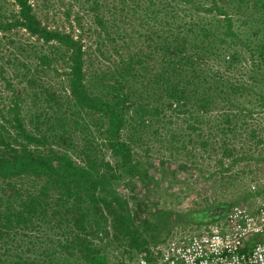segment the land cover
<instances>
[{"label":"rangeland","instance_id":"1","mask_svg":"<svg viewBox=\"0 0 264 264\" xmlns=\"http://www.w3.org/2000/svg\"><path fill=\"white\" fill-rule=\"evenodd\" d=\"M30 2L50 28L82 39L86 77L126 99L129 116L121 137L131 146L130 163L100 146L97 138L94 142L80 138L78 143L86 151L87 164L88 157L97 160L104 173L103 193L114 192L126 200L139 237L116 238L107 222L108 233L98 232L103 239L97 240L104 246L107 264H182L209 251L211 241L223 250L250 248L264 229V62L260 60L264 0H218L234 32L250 42L245 48L219 43L213 33L222 36L227 31L226 20L215 21L221 16L214 12L193 16L209 27L205 46L219 56L205 51L196 56L195 35L187 30L191 19L183 16L184 10L191 15L193 6L175 3L176 15L167 20L174 23V37L179 32L186 41L168 63L163 61L162 45L175 46V38L161 28L165 16L146 11L145 1L133 12L134 2L125 0L126 20L111 8L112 0ZM116 3L120 6L119 0ZM151 5L153 10L162 9L160 4ZM0 15L10 19L17 15L14 0H0ZM193 31L199 30L193 27ZM26 42L31 46L27 60L31 73L47 66L46 83L59 94L67 92L69 62L62 46L39 40L20 27L0 32V46L9 45L14 52L16 45ZM0 54L3 111L18 99L26 125L30 119L52 117L53 109L44 98L34 97L37 87L16 75L23 72L20 63L8 51ZM42 54L49 63L39 59ZM233 55L237 61L227 68ZM167 84L174 85L172 97L166 94ZM231 84L241 93L232 91ZM17 232L22 230L11 229L4 241H13ZM0 258L10 264H88L77 255L52 260L42 253L32 257L0 252Z\"/></svg>","mask_w":264,"mask_h":264},{"label":"trees","instance_id":"2","mask_svg":"<svg viewBox=\"0 0 264 264\" xmlns=\"http://www.w3.org/2000/svg\"><path fill=\"white\" fill-rule=\"evenodd\" d=\"M132 1L133 12L145 1L146 11L153 14L159 12L165 16L160 21L161 28L173 33L176 44L162 45L166 54L163 61L166 63L175 52H182L186 41L179 32L174 37V23L167 20V17L174 18L176 15L175 3L193 6V13L189 15L184 10L183 16L191 19L187 30L195 35L193 48L196 56L203 51L211 56L220 55L217 50L205 46L210 29L207 25H200L201 17H193L200 12H214L221 16H214L218 18L215 19L218 24L222 20L227 21V31L222 36L213 33L222 45L235 44L245 48L250 44L234 32L232 20L218 0H210L212 5H204V0ZM14 2L17 15L12 19L0 15V32L20 27L39 40L62 46L68 54L69 90L59 94L57 89L46 83L44 76L47 66L31 73L27 61L31 56V46L27 42L16 45L17 52L9 45L0 46V50L10 53L12 60L17 61L16 64L20 63L18 65L23 72L16 75L37 87L34 97L44 98L54 112L52 117L30 119L28 126L21 115L18 99L14 100L7 112L0 107V252L32 257L42 253L52 260L77 255L88 264H107V256L102 251L104 246L97 243V240L103 239L98 232L108 233L107 222L111 224L116 238L136 241L139 237L134 231L133 215L126 200L114 192L110 195L103 193L104 173L97 167V160L88 157L90 161L87 164L84 159L86 151L79 148L78 143L80 138H97L100 146L108 147L125 163H130L133 160L131 146L121 137V129L129 116L124 106L126 99L121 97L123 95L114 96L109 93L102 82H96L94 77H86L81 38L43 23L33 12L30 0ZM119 2L120 6L116 0H112L111 8L121 11V19L126 20V2ZM151 4H160L162 9L153 10ZM193 27L199 31L194 32ZM198 40L201 44L197 43ZM260 48V60L264 62V43ZM237 52L235 55H238ZM235 55L232 61L227 62V68H231L232 62L237 61ZM39 59L45 63L50 62L45 54L40 55ZM169 73H166L167 79L171 77ZM161 76H164V72ZM220 84H224L223 81ZM173 86L167 84L166 94L169 97L174 96ZM230 87L236 94L241 93L236 85L231 84ZM11 229L12 232H22H17L13 241H4L3 238L10 234ZM0 264L10 263L0 258Z\"/></svg>","mask_w":264,"mask_h":264},{"label":"built area","instance_id":"3","mask_svg":"<svg viewBox=\"0 0 264 264\" xmlns=\"http://www.w3.org/2000/svg\"><path fill=\"white\" fill-rule=\"evenodd\" d=\"M210 246L209 251L199 252L189 261L185 259L186 261L182 264H264V229H262L261 237L248 249L235 246L233 249H218L212 241Z\"/></svg>","mask_w":264,"mask_h":264}]
</instances>
